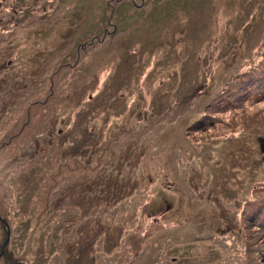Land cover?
<instances>
[{
  "label": "rangeland",
  "instance_id": "374dc122",
  "mask_svg": "<svg viewBox=\"0 0 264 264\" xmlns=\"http://www.w3.org/2000/svg\"><path fill=\"white\" fill-rule=\"evenodd\" d=\"M40 3L0 34L5 263L264 264V0Z\"/></svg>",
  "mask_w": 264,
  "mask_h": 264
},
{
  "label": "flooded vegetation",
  "instance_id": "af4514ba",
  "mask_svg": "<svg viewBox=\"0 0 264 264\" xmlns=\"http://www.w3.org/2000/svg\"><path fill=\"white\" fill-rule=\"evenodd\" d=\"M32 1L33 5L29 4L30 0H0V34H8L1 37L3 44L8 47V53L13 44V30L31 29L34 24H39V19L44 18L43 3Z\"/></svg>",
  "mask_w": 264,
  "mask_h": 264
},
{
  "label": "trees",
  "instance_id": "16d2710c",
  "mask_svg": "<svg viewBox=\"0 0 264 264\" xmlns=\"http://www.w3.org/2000/svg\"><path fill=\"white\" fill-rule=\"evenodd\" d=\"M53 161V158H52V160L48 163V164H45V166L47 167L46 169L48 170V171H50V169H51V165H53L52 162ZM60 174V173H59ZM57 176V175H56ZM49 178H51V182H52V185H48L47 186V189H46V195H48V196H53V195H55L56 193H53V191L55 190V188H53L55 185H56V178H55V176H50ZM32 210H34V209H32ZM60 209L59 208H50V209H44L43 210V212H56V211H59ZM54 217H49V219L51 220V219H55L56 218V215H54V214H52ZM50 220H48V222L47 223H50ZM51 222H53V221H51ZM65 222H67V221H64V222H62V224L61 225H64L65 224ZM38 224H40V221H38V219H36L35 220V225H38ZM55 225H56V229H55V231L54 232H56L57 231V229H59L60 228V223H55ZM37 227V226H36ZM50 227V226H49ZM59 227V228H58ZM50 228H52V227H50ZM46 237H47V233L46 234H44ZM53 237V235H49V237L48 238H52ZM58 238V237H57ZM1 251V250H0ZM4 259V264H6L5 262L6 261H8V259L11 261L12 260V258L10 257V256H8V255H6L5 254V251H1V253H0V261H2ZM17 263H21V262H17ZM23 264V263H22Z\"/></svg>",
  "mask_w": 264,
  "mask_h": 264
},
{
  "label": "water",
  "instance_id": "95a60500",
  "mask_svg": "<svg viewBox=\"0 0 264 264\" xmlns=\"http://www.w3.org/2000/svg\"><path fill=\"white\" fill-rule=\"evenodd\" d=\"M8 234H9V232H8ZM17 264H22V263H17Z\"/></svg>",
  "mask_w": 264,
  "mask_h": 264
}]
</instances>
